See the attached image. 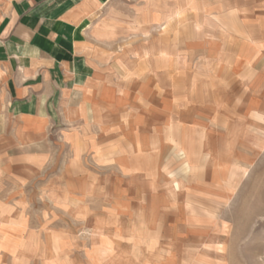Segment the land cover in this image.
I'll list each match as a JSON object with an SVG mask.
<instances>
[{
  "label": "rangeland",
  "instance_id": "374dc122",
  "mask_svg": "<svg viewBox=\"0 0 264 264\" xmlns=\"http://www.w3.org/2000/svg\"><path fill=\"white\" fill-rule=\"evenodd\" d=\"M240 10L111 0L76 110L0 103V264H264V45Z\"/></svg>",
  "mask_w": 264,
  "mask_h": 264
},
{
  "label": "crops",
  "instance_id": "0c3cea01",
  "mask_svg": "<svg viewBox=\"0 0 264 264\" xmlns=\"http://www.w3.org/2000/svg\"><path fill=\"white\" fill-rule=\"evenodd\" d=\"M110 1L0 0V103L10 113L56 122L76 110L98 83L87 33ZM228 3L264 45V0Z\"/></svg>",
  "mask_w": 264,
  "mask_h": 264
}]
</instances>
